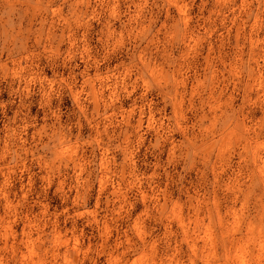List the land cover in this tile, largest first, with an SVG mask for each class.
Segmentation results:
<instances>
[{
	"label": "clouds",
	"instance_id": "1",
	"mask_svg": "<svg viewBox=\"0 0 264 264\" xmlns=\"http://www.w3.org/2000/svg\"><path fill=\"white\" fill-rule=\"evenodd\" d=\"M0 264H264V0H0Z\"/></svg>",
	"mask_w": 264,
	"mask_h": 264
}]
</instances>
